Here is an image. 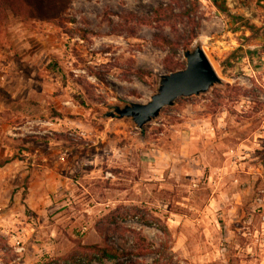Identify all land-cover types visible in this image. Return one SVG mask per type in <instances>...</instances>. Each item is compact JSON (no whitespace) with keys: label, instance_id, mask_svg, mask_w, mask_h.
I'll return each instance as SVG.
<instances>
[{"label":"rangeland","instance_id":"1","mask_svg":"<svg viewBox=\"0 0 264 264\" xmlns=\"http://www.w3.org/2000/svg\"><path fill=\"white\" fill-rule=\"evenodd\" d=\"M40 3L0 22V264H264V0ZM156 36L221 81L139 129L186 68Z\"/></svg>","mask_w":264,"mask_h":264},{"label":"water","instance_id":"2","mask_svg":"<svg viewBox=\"0 0 264 264\" xmlns=\"http://www.w3.org/2000/svg\"><path fill=\"white\" fill-rule=\"evenodd\" d=\"M186 68L182 71L162 76L158 93L148 104L132 103L123 108H115L113 118L129 119L139 129L159 118L162 110L174 106L180 98H191L208 93L220 83L217 72L201 47L186 51Z\"/></svg>","mask_w":264,"mask_h":264},{"label":"trees","instance_id":"3","mask_svg":"<svg viewBox=\"0 0 264 264\" xmlns=\"http://www.w3.org/2000/svg\"><path fill=\"white\" fill-rule=\"evenodd\" d=\"M70 2L72 0H69ZM41 0H0V22L1 20H4L9 17L10 14H13L15 16H21L23 15V10L27 8L28 10L35 11L38 15L40 14L39 12L42 9V6L40 5ZM40 3V4H39ZM169 10L167 9H160L155 12L156 14V22H162L165 20V16L167 15ZM170 14H173V10L170 11ZM132 17V20H137L141 21L143 23V20H138L135 16H130ZM196 32H190L187 35L188 41H192L196 39ZM156 38H160L162 41V44H157L160 45V47H167L171 49L173 52H178L180 47H183L184 51L188 50V46L190 45L189 43L186 44V41L183 40L184 44H180L178 42H174L168 38H164L161 36H156ZM182 45V46H181ZM12 162V160H5L0 162V168H4L7 165H9ZM87 249L92 253V255L95 257V261L103 263V262H117L121 260L126 253L122 251L119 248L116 247H111V246H106V247H99L97 245L94 246H89ZM124 264V263H121Z\"/></svg>","mask_w":264,"mask_h":264}]
</instances>
